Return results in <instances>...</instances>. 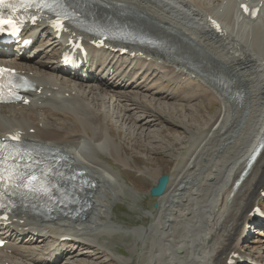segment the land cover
Listing matches in <instances>:
<instances>
[{
  "label": "bare ground",
  "instance_id": "1",
  "mask_svg": "<svg viewBox=\"0 0 264 264\" xmlns=\"http://www.w3.org/2000/svg\"><path fill=\"white\" fill-rule=\"evenodd\" d=\"M78 3L90 18L126 27L145 45L106 43L105 48L96 49L90 44L94 38L86 36L88 56L83 69L68 71L62 55L66 39L77 30L64 33L60 40L43 22L25 33L38 41L33 48L3 49L0 62L35 82L37 90L27 95L29 104L0 105V138L16 132L28 143L61 152L66 165L88 186L78 191L75 184L64 183L74 204L65 202L49 218L37 216L32 212L36 208L20 203L8 220L0 221V239L5 241L0 263L97 264L102 255L113 264L260 262L245 253L244 246L251 239L249 230L259 229L253 232L264 237V223L252 215L264 192V3L255 19L240 13L237 0ZM210 19L220 23L221 31L211 27ZM123 49L128 53L122 54ZM191 78L198 83H189ZM168 82L191 87L179 96L164 90ZM177 100L197 103L177 105ZM207 103H218L217 119L199 123L197 128L194 123L187 125L199 118L198 111ZM241 110L249 111L240 141L232 143L228 152L213 155L210 143L219 139L216 136ZM182 111L189 113L185 120ZM162 120L185 129L187 138L169 145L187 143L188 155L169 153L179 165L169 176L165 193L155 198L156 210L142 213L147 222L120 224L115 208L126 198L141 201L138 191L106 159L126 171L137 170L154 185L161 171L133 167V157L119 141L121 133L113 134L112 127L120 132L123 121H128L136 132L132 140L142 136L150 141V145L135 146H147L146 151L153 154L170 151L162 146L161 134L152 129ZM76 133L88 137L79 139L80 146L73 141ZM260 144L259 156L237 184ZM115 236L128 241L127 255L100 242ZM262 240H254L260 255L264 254Z\"/></svg>",
  "mask_w": 264,
  "mask_h": 264
},
{
  "label": "rangeland",
  "instance_id": "2",
  "mask_svg": "<svg viewBox=\"0 0 264 264\" xmlns=\"http://www.w3.org/2000/svg\"><path fill=\"white\" fill-rule=\"evenodd\" d=\"M194 82L196 83L197 81L193 80L190 83L193 84ZM168 83H166L165 86H163V87H165L164 90L170 91V92H172L171 90H173L175 92H178V95L180 94L179 96H182V95L188 93L189 88L191 87L188 84H182V85L181 84H178V85L176 84L177 85L176 86L173 82H171L169 84ZM198 98L200 99V96ZM176 102H177V105H179V103H182L183 105H189V106H193L195 103H197L195 100L194 101L192 100V101H189V102L182 101V100H177ZM218 109H219L218 103H214V104L213 103H207V104H205L203 106V108L201 107V109L198 111V114H199L198 117L199 118L197 120H194L193 122H189V123L186 122V124L187 125H192V123H194L195 126H196L195 128H197V125L199 123H203L205 121H206L205 123H207V122L210 123L211 121L217 119V116L219 115V110ZM111 110H114V107H111ZM202 110H204V112L206 110V113L203 114L202 113ZM216 110H218V111H216ZM248 111L247 110L246 111L245 110H241L242 113L239 114L240 113L239 112L238 113L239 115H237V113H234L233 120L229 123L230 125L228 124L229 126L227 125L225 127V129H224L225 131L223 132V134H218L216 136L217 138H219L218 139L219 141L218 140L215 141V139H214V141H213L214 143L213 142L210 143L211 146H214L213 149H212L213 152H214L213 155H215L216 151L220 152L222 150H226L227 149V151H225V152H228L234 146V144H236L237 142L240 141L241 136H242V134L244 132V128L246 126L247 120H248V118H247L248 117V114H247ZM182 112L184 114L182 113L181 116L183 117L185 115L184 116V120H185L186 119V116L189 113L188 112H185V111H182ZM213 117H214V119H213ZM126 123H125V121H123V130L124 131L122 130V128L120 129V132L116 131V127L115 126H113L112 128H113V134L118 135V134L121 133L118 136L120 137V139L122 141L119 138L118 139H119V141L121 142V144L123 146L124 152H126L127 155L133 157V159H134L133 160L134 161L133 162L134 165L132 163L133 167H138V168L139 167L140 168H143L144 166L154 167L157 170H160L161 171L160 177L163 176V175H169L170 176L171 174H173L175 168L178 167L179 163L177 161L175 162L169 156L170 155L169 153L170 152H181L183 155L184 154H187L188 155V149H185L187 143H183L181 145H176V146L169 145V144L174 143L176 140H180V139H181V141L182 140H185V138H187V136H188V134L185 131V129L180 128V127H176L174 125H170L168 122H166L164 120H162L159 124H156V126L155 127H152V129L156 130L155 133L161 134L160 136H161L162 142H163L162 143V146L165 147V148H169L170 147V149H169L170 151H157V152H154L153 154H150L148 151H146V147L147 146H142V145L135 146L138 143H142L144 145H150V141L148 140V137L146 138V137H142L141 136L139 138H136L135 140H132L133 139L132 137L135 136V133L136 132L134 131V128H132L133 125L131 123H129V122H128V124H126ZM242 125H244V126H242ZM162 126L163 127L167 126V128L163 130ZM226 128H227V130H226ZM131 129H133V130H131ZM228 131H229V133H228ZM139 132L142 135L144 134V136H146L148 134L147 132L142 133L141 130ZM126 133H128L129 135L127 134L128 136L126 138H124V135H126ZM159 134H158V136H159ZM82 137L88 138L87 136H85L83 134H77V136L74 137V140L73 141H74V143H75L76 146H80L79 139L82 138ZM227 140H230V141H227ZM223 141H224V143H223ZM216 142H217V145H215ZM232 143H234V144H232ZM154 144L156 146L159 145L158 142H156ZM164 144H166V145H164ZM220 144H223V145H220ZM225 144H226V147H225ZM231 145H232V147H231ZM218 146H219L220 149L221 148L222 149L220 150L218 148ZM215 147L217 148V150H216ZM182 148H183V150H182ZM223 152L224 151H222V153ZM106 161L108 163H110L115 169L120 170V172L122 173V177L127 181V183L129 185H132V187L135 188L138 191V194H139L138 195V198H139V201H141L140 204L137 203V202H134L133 203V201L130 198H126L127 200L125 199V201L122 204H119L115 208L116 209L114 211L115 220L117 222H119L120 224L127 225V226H138V225H141V223H144L145 224L147 222V220L142 218V213L144 212V210H156V208L158 207V204L156 202V199L150 195V189L153 186H155V185L153 184V182L149 178H147L144 175L139 174L137 172V170H135V169L126 171L124 168H123L124 169L123 170L122 167H120L119 165H114V163L111 160L106 159ZM130 204H132V205L134 204L133 205L134 211H132V210L129 209ZM155 204H157V207L156 208L154 207ZM257 230H259V229H254V230H251V231L249 230L248 231L249 232V238H251V239L244 246V250H245L244 252L247 253V254L250 253V254L256 256L254 258H256L258 260L264 261V254L263 255H260V249L259 248H256L257 242H254V240H258V238H262L263 239L262 242L264 241V237L258 235L257 232H255V233L253 232V231H257ZM100 242L101 243H105L109 248H112L113 251H115L118 254L127 255V252H126V244H127L128 241L126 239L122 238L121 236H115L114 238H112L110 240H107L106 237H105V238L100 239ZM248 245H250V246H248ZM83 250H85V249H83ZM73 256H75V255H73ZM108 260L109 259H108L107 256H103L102 255V257L100 258V260L98 261L97 264H101L102 262H103V264H113V263H109Z\"/></svg>",
  "mask_w": 264,
  "mask_h": 264
},
{
  "label": "water",
  "instance_id": "3",
  "mask_svg": "<svg viewBox=\"0 0 264 264\" xmlns=\"http://www.w3.org/2000/svg\"><path fill=\"white\" fill-rule=\"evenodd\" d=\"M169 175H163L159 177L158 183L156 186H153L150 190L151 196L154 198L162 196L167 188V185L169 184ZM154 207H157V204L154 205Z\"/></svg>",
  "mask_w": 264,
  "mask_h": 264
},
{
  "label": "snow or ice",
  "instance_id": "4",
  "mask_svg": "<svg viewBox=\"0 0 264 264\" xmlns=\"http://www.w3.org/2000/svg\"><path fill=\"white\" fill-rule=\"evenodd\" d=\"M4 7H11V5L6 3V0H0V8H4ZM32 177H30L31 179Z\"/></svg>",
  "mask_w": 264,
  "mask_h": 264
}]
</instances>
